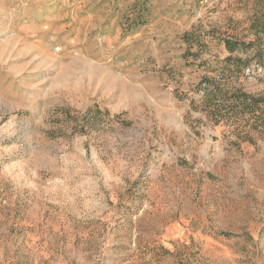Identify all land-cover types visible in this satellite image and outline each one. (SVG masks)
Masks as SVG:
<instances>
[{"label": "rangeland", "instance_id": "obj_1", "mask_svg": "<svg viewBox=\"0 0 264 264\" xmlns=\"http://www.w3.org/2000/svg\"><path fill=\"white\" fill-rule=\"evenodd\" d=\"M0 264H264V0H0Z\"/></svg>", "mask_w": 264, "mask_h": 264}, {"label": "trees", "instance_id": "obj_2", "mask_svg": "<svg viewBox=\"0 0 264 264\" xmlns=\"http://www.w3.org/2000/svg\"><path fill=\"white\" fill-rule=\"evenodd\" d=\"M227 46H228V48H229V50L231 52H233L235 50V43H233V42H227ZM259 54H260V56H263L262 53H259Z\"/></svg>", "mask_w": 264, "mask_h": 264}]
</instances>
